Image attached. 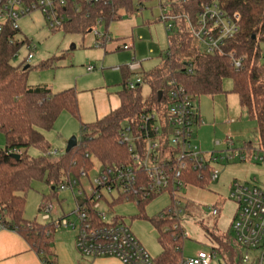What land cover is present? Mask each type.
I'll return each mask as SVG.
<instances>
[{
    "label": "trees",
    "instance_id": "obj_1",
    "mask_svg": "<svg viewBox=\"0 0 264 264\" xmlns=\"http://www.w3.org/2000/svg\"><path fill=\"white\" fill-rule=\"evenodd\" d=\"M143 2L112 0L109 5L85 6L72 22L64 24L63 29L86 32L98 21L104 22L107 27L110 22L120 21L125 15H136L139 11L137 5ZM211 3H216L226 13H237L240 17L239 32L225 42L223 54H205L183 27L167 33L168 46L159 56L160 67L144 73L141 78L142 83L149 86V96H141V85L133 90L124 87V80L131 74L122 68L124 80L122 89L117 93L119 106L95 122L80 123L77 145L68 153L49 154L52 151L43 132L51 130L63 112L79 117L75 90L70 88L52 93L45 85H27L29 70L11 65L9 60L19 45L4 52L0 63V133L4 138V147L0 149V222L4 229L18 233L44 263L55 257L52 250L54 228L50 224L24 218L26 195L33 183L42 182L50 187L49 194L42 195V206L56 196L57 187L64 181H80L82 172L88 174L93 168V161L100 168L128 165L131 154L121 141V134L125 126L136 128L141 114L155 110L165 116V91L169 79H174L196 100L201 96L213 97L224 93L223 81L230 80L231 93L237 96L245 117L254 122L256 137V141H246L231 150L248 157L259 155L264 159V64L259 48V44L264 42V0H187L175 10L194 20L203 6ZM230 53L239 61V68L233 66L228 56ZM158 92L162 93L160 101L157 100ZM31 147L42 155L30 157L27 151ZM186 183L205 189L211 184L209 173H192ZM154 197L136 203L140 214L144 213L145 205ZM170 200L169 209L153 222L160 246L159 254L153 258L154 264H182L184 261V231L178 222L177 207L171 197ZM210 236L217 242L215 249L224 264H242L243 251L236 246L229 229L221 239L215 238L212 233Z\"/></svg>",
    "mask_w": 264,
    "mask_h": 264
},
{
    "label": "built area",
    "instance_id": "obj_2",
    "mask_svg": "<svg viewBox=\"0 0 264 264\" xmlns=\"http://www.w3.org/2000/svg\"><path fill=\"white\" fill-rule=\"evenodd\" d=\"M144 2L157 4L159 21L167 33L171 34L177 27H183L207 55H222L225 42L233 39L239 32V15L224 12L216 3L204 5L192 20L189 15L175 10L187 0ZM111 3L112 0H0V63L4 52L9 48L19 45L9 58L14 60L20 48L28 45V41L24 45V40L20 38V19L38 12L46 26L54 31L72 22L76 15L83 12L85 6ZM137 6L142 7L140 4ZM100 23L98 21L96 24ZM92 28L88 31L93 32L97 40H109L107 35H101ZM130 48L131 46L122 44L119 49L126 51ZM35 49L33 46L18 64L21 68L30 64L33 59L31 52ZM228 56L233 66L239 68V61L233 54ZM128 68L134 72L140 65L133 62ZM86 70L92 72L94 68L88 67ZM141 83L142 80L137 78L135 82H127L125 87L133 90ZM165 92V116L155 110L141 114L138 126H125L121 134V141L127 145L131 154V164L100 168L99 175L89 181L88 192L79 183L88 176L83 172L80 181H69L58 188V191L70 189L72 192L76 205L73 214L78 225L62 218L53 223V226L55 229L70 227L76 230L75 249L84 259L113 258L120 264H154L129 227L117 218L107 221V214L101 212L102 207L108 213L109 207L119 199L131 198L138 202L166 193L173 199L179 214L182 211L175 196L183 188L189 187L186 182L190 174L208 171L211 183L219 178L220 172L212 165L217 162V157L214 153L201 152L194 143L196 129L202 123L196 99L186 93L174 79L167 81ZM49 154L56 155V152ZM221 159L227 163L233 160L242 163L262 160L259 155L248 157L240 152H233L230 148ZM228 199L236 206L229 231L236 246L243 251L241 263L264 264V191L254 185L233 182ZM52 209L51 204L41 207L40 213L44 220L50 219ZM210 213L216 218L217 208H211ZM0 229H4L1 222ZM217 255V250L213 248L210 253H196L182 264H211Z\"/></svg>",
    "mask_w": 264,
    "mask_h": 264
},
{
    "label": "rangeland",
    "instance_id": "obj_3",
    "mask_svg": "<svg viewBox=\"0 0 264 264\" xmlns=\"http://www.w3.org/2000/svg\"><path fill=\"white\" fill-rule=\"evenodd\" d=\"M141 6L139 9H143H140L136 15L131 17L125 15L122 20L110 22L107 27L104 22L92 26V29L101 35H107L109 38L107 41H104V38L97 40L93 32L88 30L78 32L69 28L65 30L62 27L52 31L38 12L19 20L20 37L25 38L28 45L19 50L11 65H18L35 46L36 49L31 52L33 59L29 64L27 85H46L52 93L72 88L77 94L79 117L63 112L56 119L53 128L43 132L50 151L58 155L62 154L71 138L79 139L80 123H92L119 106L117 93L122 89L124 80L121 68L128 66L133 58L141 65L140 69L132 72L129 77L133 82L138 77L142 78L144 73L160 67L159 56L168 46L169 35L159 21L160 11L157 4L144 2ZM122 44H127L131 48L126 51L118 49ZM259 48L264 64V42L259 44ZM44 64L46 66H43ZM87 67H93L94 70L88 72ZM231 86V81L226 79L222 84L224 93L213 97L201 96L196 100L203 123L197 129L194 143L199 146L201 152L214 153L217 162L212 165L220 172L219 174L225 164L221 158L228 148H237L243 140L256 141L254 122L245 118L237 96L231 93ZM140 94L143 98L149 96L148 84L141 83ZM3 147L4 138L0 133V149ZM27 154L32 158L42 155L39 150L32 147L28 149ZM263 163L250 164V170L255 177L254 169L258 170ZM99 171V164L93 161V168L88 172L87 178L79 182L87 192L89 181L97 177ZM215 184L211 183L205 189L188 185L189 187L183 188L175 196L182 211L178 215V222L184 231L183 260L198 252L210 253L216 245L210 234L221 239L223 234L220 233L228 229L236 206L228 199L227 193L216 189ZM49 191L50 187L46 184L33 183L26 195L24 218L28 220L36 218L41 223L50 222L43 221L40 217L41 213L38 212L41 209L42 195L49 194ZM55 193L57 199L56 196L51 199L52 219L56 222V215H59V218L63 214L70 215L68 221L77 226L78 220L73 214L76 205L72 193L69 190ZM120 202L112 204L108 213L103 207L101 212L107 214V221L117 218L129 227L150 258H156L160 246L153 222L171 206L169 195L162 193L150 200L145 205L143 214L139 213L137 202L131 198ZM213 207L218 209L217 219L210 213ZM61 250L60 246V252L56 250L55 256L59 253L62 255ZM73 250L77 256L76 264H87L88 261L75 249ZM53 258H49L48 264L50 262L55 264ZM62 264L66 263L62 262ZM211 264H224V261L217 255Z\"/></svg>",
    "mask_w": 264,
    "mask_h": 264
},
{
    "label": "crops",
    "instance_id": "obj_4",
    "mask_svg": "<svg viewBox=\"0 0 264 264\" xmlns=\"http://www.w3.org/2000/svg\"><path fill=\"white\" fill-rule=\"evenodd\" d=\"M22 39L24 40L23 44L25 45V43H27V40L25 38H22ZM25 46H27V45H25ZM21 49L22 48H20V50ZM10 61H12V60H10ZM133 62H136L135 58H133L131 60L130 64H132ZM139 65H140V63H139ZM128 66H126L125 68H123V67L122 68L125 69L129 74H132V71L129 70ZM26 67H27L26 70L30 69V65L26 66ZM140 67H141V65H140ZM24 68L25 67H23L21 69L24 70ZM130 81L132 82V80H130L129 78L125 79L124 80L125 85L127 82H130ZM46 87L48 88V86H46ZM199 114H200V112H199ZM200 118H201V122L203 123L201 115H200ZM202 123H201V125H202ZM200 126L198 128H200ZM254 127H255V124H254ZM195 133L197 135V130ZM244 142H246V141L243 140V143ZM243 143H241L237 148H239ZM263 161H264V159L262 160L261 163H263ZM223 162L225 164L221 168L222 170H221L220 177L218 178V180L216 182H214V183H216L215 187L217 190H220V191L222 190L223 192H225V194L227 193V195H228L231 183L236 182V183H239L241 185H246V186L254 185V186H257L258 188H260L261 190L264 191V163L258 170L254 169L256 172V177H255L253 175V172L250 170V164H253L252 162H243V163L239 162V164H237L238 162L236 160L230 161L228 163L225 161H223ZM73 180H75V179H68V180L64 181L62 184H60L59 186L67 184L69 181H73ZM59 186L57 187V191H58ZM69 191H70V189H69ZM56 199H57V196H56ZM119 200H122V199H119ZM124 202H125V200H124ZM45 204H51V201H48V202L44 203L43 205H45ZM38 212H40V210ZM69 216L70 215H64L63 214V216L61 218H59V215H56L55 220H56V222L62 220V218H66L68 220ZM40 217L43 221H45L42 218V216H40ZM57 219H59V220H57ZM26 220H28V219H26ZM32 220H36V218H33ZM29 221H31V220H29ZM47 221H50V222H48V223H41L38 221L37 222L40 224H44V225L50 224L54 228L53 223H56V222H54V219H52V217H50V219ZM228 229H229V226H228ZM56 231H58V232L56 233ZM223 233H220V234H223ZM75 236H76V230L72 229L70 227H68V228H59L58 227L53 232V234H52V250H53L54 256L56 254L55 251L57 250L58 252H60V246L62 247V250H61L62 255H61V253H59L58 256H55L53 258V259H55L54 260L55 264H62V262L66 263V264L67 263L68 264H76L77 263V256L73 250V249H75V244H74ZM215 243H216L215 247H217L218 246L217 242H215ZM55 248H56V250H55ZM195 255L196 254H193L192 256L187 257V258L194 257ZM86 260L88 261L87 264H120L117 260H115L113 258H101V259H95V260L86 259ZM0 264H48V263H44V261H42L39 258V256L30 249L29 245L25 242V240L18 233L9 231L7 229H0ZM50 264H53V262Z\"/></svg>",
    "mask_w": 264,
    "mask_h": 264
},
{
    "label": "water",
    "instance_id": "obj_5",
    "mask_svg": "<svg viewBox=\"0 0 264 264\" xmlns=\"http://www.w3.org/2000/svg\"><path fill=\"white\" fill-rule=\"evenodd\" d=\"M27 67L24 68V70H26ZM161 96H162V93L161 92H158L157 93V100L160 101L161 99ZM77 145V139L76 138H71L67 144H66V148H65V153H68L72 148H74L75 146ZM15 158H18V155H15L14 156Z\"/></svg>",
    "mask_w": 264,
    "mask_h": 264
}]
</instances>
